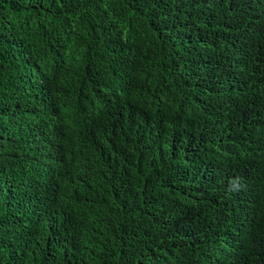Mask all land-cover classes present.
<instances>
[{
  "label": "trees",
  "instance_id": "trees-1",
  "mask_svg": "<svg viewBox=\"0 0 264 264\" xmlns=\"http://www.w3.org/2000/svg\"><path fill=\"white\" fill-rule=\"evenodd\" d=\"M0 264H264V0H0Z\"/></svg>",
  "mask_w": 264,
  "mask_h": 264
}]
</instances>
